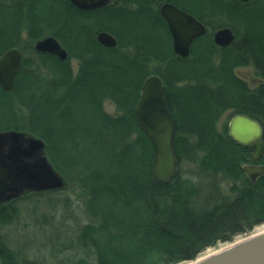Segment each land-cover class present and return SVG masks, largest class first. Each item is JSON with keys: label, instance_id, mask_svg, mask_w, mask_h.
I'll list each match as a JSON object with an SVG mask.
<instances>
[{"label": "trees", "instance_id": "16d2710c", "mask_svg": "<svg viewBox=\"0 0 264 264\" xmlns=\"http://www.w3.org/2000/svg\"><path fill=\"white\" fill-rule=\"evenodd\" d=\"M168 1L207 26L187 57L173 53L161 0H111L94 10L69 0H0V55L11 47L33 53L14 89L0 87V131L44 141L78 201L65 196L61 210L85 217L74 216L69 245L12 248L0 233L1 264H180L264 224V174L251 183L242 170L252 162L248 148L227 123L217 128L227 111L247 114L264 140V81L250 87L235 73L251 66L264 80V0ZM223 25L236 39L219 50L212 33ZM101 31L114 47L98 42ZM46 35L61 42L65 60L34 49ZM151 74L162 78L175 126L177 172L166 182L153 176L154 148L134 113ZM50 193L1 203L0 229L18 218L20 203Z\"/></svg>", "mask_w": 264, "mask_h": 264}, {"label": "water", "instance_id": "95a60500", "mask_svg": "<svg viewBox=\"0 0 264 264\" xmlns=\"http://www.w3.org/2000/svg\"><path fill=\"white\" fill-rule=\"evenodd\" d=\"M69 1L77 9L94 10L109 4L111 0ZM159 11L166 20L173 53L178 58L187 57L194 39L204 34V23L170 1L161 3ZM96 37L104 46L116 45L115 37L107 31L99 32ZM234 37L232 30L226 26L213 34L214 42L220 46L229 44ZM33 47L37 52L48 53L60 60L68 57L67 50L54 35L38 39ZM23 61L24 56L16 47L0 55L2 89H14ZM165 91L160 75H149L142 84L134 107L136 121L153 145L152 173L160 182L172 179L178 164L173 148L175 126L165 101ZM227 132L237 144L248 148L253 162L264 155L263 129L257 119L236 113L228 120ZM242 170L250 182L254 183L264 174V165L244 164ZM64 184L63 176L49 160L41 138L19 130L0 131V204L24 193L60 189ZM187 264H264V230L233 241Z\"/></svg>", "mask_w": 264, "mask_h": 264}, {"label": "rangeland", "instance_id": "374dc122", "mask_svg": "<svg viewBox=\"0 0 264 264\" xmlns=\"http://www.w3.org/2000/svg\"><path fill=\"white\" fill-rule=\"evenodd\" d=\"M165 1L168 0H161V3ZM22 54L24 57H33L32 52L25 51L22 52ZM71 63L73 68L76 69L77 61L72 59ZM236 73L240 78L245 80L250 87H255L264 81L256 74L255 70L251 66L239 68ZM104 109L108 113H116L115 105L110 101L105 102ZM228 115L229 112L227 111L220 116L217 123V128H221L224 124L228 123V120L230 119ZM50 191L53 192L49 194L51 196L45 195L41 197L38 203L35 202L38 201L35 200L36 198H33L32 201L29 199L24 203H20L21 213L18 218L13 220L11 224L3 226L0 229V233L2 236L4 235L3 240H5L9 247L13 248L17 246L20 249L25 250L30 246H59L61 243H64V245H69L74 241L75 223L77 222L74 219V216H82L83 213L78 212V214H76L73 211L64 212L61 210L59 203L66 196L71 200L73 205L76 204L77 206L78 201L76 199V195L72 193V189L69 190V185L67 184L65 187L63 186L60 189H52ZM74 193L76 192L74 191ZM34 207H36V211L32 212L31 210ZM82 217L85 221V217ZM262 228H264V224L257 226L254 231L251 232V234L262 231ZM244 237L246 236L238 237L235 241H238ZM228 244L229 243L223 245L221 244L217 248H208L199 257L220 249ZM188 262L189 261H186L180 264H187Z\"/></svg>", "mask_w": 264, "mask_h": 264}, {"label": "flooded vegetation", "instance_id": "af4514ba", "mask_svg": "<svg viewBox=\"0 0 264 264\" xmlns=\"http://www.w3.org/2000/svg\"><path fill=\"white\" fill-rule=\"evenodd\" d=\"M203 22V21H202ZM204 23V22H203ZM204 25H205V28L207 29V26H206V24L204 23ZM224 26H226V27H229L231 30H232V32H233V34H234V39H233V41H231L229 44H227V45H225V46H220V45H217L215 42V44H216V46L219 48V50H221V48H227V47H229L234 41H235V39H236V35H235V32H234V30L229 26V25H223V26H220V27H218V28H216L214 31H213V33H212V35L214 34V32L217 30V29H219V28H222V27H224ZM205 32H206V30H205ZM204 32V33H205ZM203 35V34H202ZM212 38H213V36H212ZM213 41H214V39H213ZM242 67H245V66H242ZM242 67H238V68H236L235 69V73H236V71L237 70H239V68H242ZM237 74V73H236ZM263 139V138H262ZM264 155L258 160V161H256V162H251V163H247V164H253V165H258V164H262V165H264Z\"/></svg>", "mask_w": 264, "mask_h": 264}, {"label": "bare ground", "instance_id": "6f19581e", "mask_svg": "<svg viewBox=\"0 0 264 264\" xmlns=\"http://www.w3.org/2000/svg\"><path fill=\"white\" fill-rule=\"evenodd\" d=\"M25 194V193H24ZM23 195V194H22ZM21 196V195H20ZM264 230V228H262V231Z\"/></svg>", "mask_w": 264, "mask_h": 264}]
</instances>
